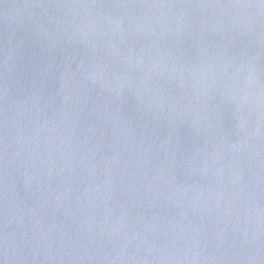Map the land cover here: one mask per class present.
<instances>
[{"label": "water", "instance_id": "1", "mask_svg": "<svg viewBox=\"0 0 264 264\" xmlns=\"http://www.w3.org/2000/svg\"><path fill=\"white\" fill-rule=\"evenodd\" d=\"M0 264H264V0H0Z\"/></svg>", "mask_w": 264, "mask_h": 264}]
</instances>
